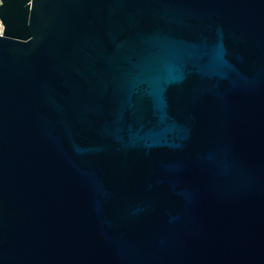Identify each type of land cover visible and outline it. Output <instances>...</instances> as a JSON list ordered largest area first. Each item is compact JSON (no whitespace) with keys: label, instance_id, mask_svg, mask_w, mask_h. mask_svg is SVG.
<instances>
[{"label":"water","instance_id":"95a60500","mask_svg":"<svg viewBox=\"0 0 264 264\" xmlns=\"http://www.w3.org/2000/svg\"><path fill=\"white\" fill-rule=\"evenodd\" d=\"M0 264H264V0H1Z\"/></svg>","mask_w":264,"mask_h":264},{"label":"built area","instance_id":"2783aa9c","mask_svg":"<svg viewBox=\"0 0 264 264\" xmlns=\"http://www.w3.org/2000/svg\"><path fill=\"white\" fill-rule=\"evenodd\" d=\"M0 4H2L1 0H0ZM4 31H5V27L0 20V36L4 35Z\"/></svg>","mask_w":264,"mask_h":264}]
</instances>
